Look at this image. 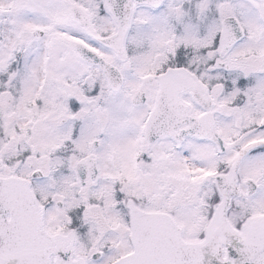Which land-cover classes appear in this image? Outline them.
<instances>
[{"label": "snow or ice", "instance_id": "6c2138e0", "mask_svg": "<svg viewBox=\"0 0 264 264\" xmlns=\"http://www.w3.org/2000/svg\"><path fill=\"white\" fill-rule=\"evenodd\" d=\"M0 264H264V0H0Z\"/></svg>", "mask_w": 264, "mask_h": 264}]
</instances>
